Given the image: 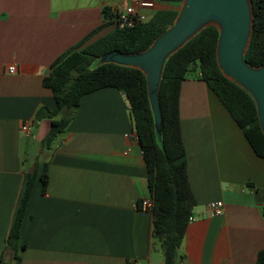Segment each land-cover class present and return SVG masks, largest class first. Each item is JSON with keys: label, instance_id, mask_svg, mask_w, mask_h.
Returning <instances> with one entry per match:
<instances>
[{"label": "crops", "instance_id": "0c3cea01", "mask_svg": "<svg viewBox=\"0 0 264 264\" xmlns=\"http://www.w3.org/2000/svg\"><path fill=\"white\" fill-rule=\"evenodd\" d=\"M127 3L0 0V264L15 263L6 239L35 164L16 245L19 264H163L151 213L138 207L149 197L147 174L125 95L109 86L81 95L49 148L41 146L49 119L34 116L41 106H55L42 84L50 64L115 26L113 21L90 35L102 23L103 7L117 15ZM168 6L142 0L147 16L179 8ZM10 64L15 73H7ZM25 119L32 123L23 132ZM179 121L195 204L174 264H258L257 253L264 250V159L196 66L180 84ZM211 200L223 202L221 214H209Z\"/></svg>", "mask_w": 264, "mask_h": 264}, {"label": "trees", "instance_id": "16d2710c", "mask_svg": "<svg viewBox=\"0 0 264 264\" xmlns=\"http://www.w3.org/2000/svg\"><path fill=\"white\" fill-rule=\"evenodd\" d=\"M157 1L169 5L181 3V0ZM251 8L252 29L243 57L248 64L260 66L264 65V0H251ZM101 12L102 23L90 35L113 21L115 24L117 15L111 13L108 6L103 7ZM177 13L176 8L158 9L133 27L119 28L115 25L81 48L76 44L66 49L50 64L48 75L42 78L43 86L52 92L55 106L52 110L41 106L34 114L37 120L49 119V129L41 140V146L49 148L68 124L81 95L107 86L125 95L146 167L153 237L162 251L163 264L175 263L177 248L195 204L187 176L179 121V88L191 67L198 68L199 78L241 128L256 155L264 159V135L258 126L252 98L243 88L227 79L217 66L215 49L218 29L214 25L202 28L164 61L157 94L162 117L160 135L154 129L143 73L115 63L97 64L98 57L112 50L131 54L146 49L172 24ZM35 175L36 164L28 173L6 239V246L13 250L14 264H19L20 260L16 245ZM39 178L44 190L47 184L45 163ZM257 263L264 264V250L257 253Z\"/></svg>", "mask_w": 264, "mask_h": 264}, {"label": "water", "instance_id": "95a60500", "mask_svg": "<svg viewBox=\"0 0 264 264\" xmlns=\"http://www.w3.org/2000/svg\"><path fill=\"white\" fill-rule=\"evenodd\" d=\"M208 25L218 29L215 58L219 70L250 95L264 135V65L252 66L243 57L252 29L251 0H181L172 24L146 49L131 54L112 50L98 57L97 64L115 63L143 73L154 129L160 135L162 117L157 94L164 61Z\"/></svg>", "mask_w": 264, "mask_h": 264}, {"label": "built area", "instance_id": "2783aa9c", "mask_svg": "<svg viewBox=\"0 0 264 264\" xmlns=\"http://www.w3.org/2000/svg\"><path fill=\"white\" fill-rule=\"evenodd\" d=\"M146 18V14L142 10V0H128V3L117 14L115 19V25L119 28H130ZM7 73H15L17 67L14 64H10L6 67ZM32 121L25 119L20 125V130L26 132L31 125ZM136 136V135H135ZM137 138V137H136ZM142 153V151H141ZM139 208L149 210L151 207V199L142 198L139 201ZM207 209L210 215H219L223 211V202L221 200H211L207 202ZM191 217H189V220ZM264 219V214H263Z\"/></svg>", "mask_w": 264, "mask_h": 264}, {"label": "rangeland", "instance_id": "374dc122", "mask_svg": "<svg viewBox=\"0 0 264 264\" xmlns=\"http://www.w3.org/2000/svg\"><path fill=\"white\" fill-rule=\"evenodd\" d=\"M166 5H167V4H166ZM168 5H169V4H168ZM160 6L162 7V5H160ZM169 6H170V7H171V6H172V7H173V6H174V7H179V6H180V4H179V6H178V5H176V4L169 5ZM169 6H168V7H169ZM147 12H148V14H150V16L153 14V12H151V11H147ZM146 17H148V16H147V14H146ZM96 62H97V60H96Z\"/></svg>", "mask_w": 264, "mask_h": 264}]
</instances>
